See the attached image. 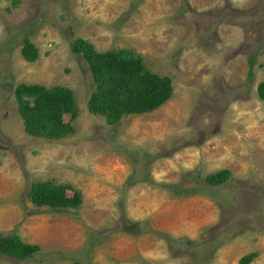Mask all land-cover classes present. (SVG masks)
<instances>
[{
	"label": "rangeland",
	"instance_id": "rangeland-1",
	"mask_svg": "<svg viewBox=\"0 0 264 264\" xmlns=\"http://www.w3.org/2000/svg\"><path fill=\"white\" fill-rule=\"evenodd\" d=\"M79 37L135 50L173 96L110 125L88 108L96 83L72 50ZM262 81L264 0H0V237L41 248L0 264H241L250 253L264 264ZM19 83L70 88L74 132L29 135ZM220 169L230 178L209 185ZM40 181L79 190V215L35 205Z\"/></svg>",
	"mask_w": 264,
	"mask_h": 264
},
{
	"label": "trees",
	"instance_id": "trees-1",
	"mask_svg": "<svg viewBox=\"0 0 264 264\" xmlns=\"http://www.w3.org/2000/svg\"><path fill=\"white\" fill-rule=\"evenodd\" d=\"M71 47L87 62L96 83V90L88 99V108L92 113L104 115L110 125L116 124L126 115L152 112L173 96L170 76L152 71L146 66L144 58L131 48L99 51L82 37L74 39ZM21 55L33 62L39 57V49L26 38ZM253 63L254 59L251 60L250 78L253 76ZM258 94L264 100V81L258 86ZM15 95L19 114L29 135L57 140L74 132L79 108L70 88L64 85L48 87L40 83H19ZM231 174L229 169H220L207 174L205 181L209 185L220 186ZM190 192L195 193L194 190ZM29 197L39 207L71 211L75 215H79L83 202L79 190L69 184L52 181L34 182ZM40 249L38 244L24 242L19 234L0 237V253L19 260L34 255ZM255 255L247 254L241 259V264L250 263Z\"/></svg>",
	"mask_w": 264,
	"mask_h": 264
}]
</instances>
